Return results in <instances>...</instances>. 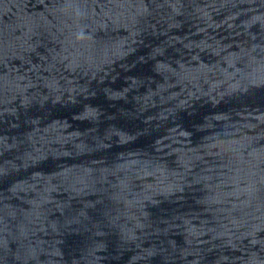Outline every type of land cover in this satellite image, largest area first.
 <instances>
[{"label":"water","instance_id":"obj_1","mask_svg":"<svg viewBox=\"0 0 264 264\" xmlns=\"http://www.w3.org/2000/svg\"><path fill=\"white\" fill-rule=\"evenodd\" d=\"M0 264H264V0H0Z\"/></svg>","mask_w":264,"mask_h":264}]
</instances>
